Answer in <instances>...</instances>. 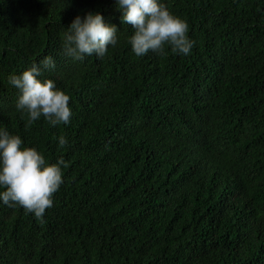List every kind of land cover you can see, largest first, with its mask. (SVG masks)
Returning a JSON list of instances; mask_svg holds the SVG:
<instances>
[{"label":"trees","instance_id":"16d2710c","mask_svg":"<svg viewBox=\"0 0 264 264\" xmlns=\"http://www.w3.org/2000/svg\"><path fill=\"white\" fill-rule=\"evenodd\" d=\"M162 2L187 56H135L114 0H0V127L65 162L42 219L0 204V264H264V0ZM88 11L118 43L74 61ZM45 56L72 117L26 128L8 78Z\"/></svg>","mask_w":264,"mask_h":264},{"label":"clouds","instance_id":"9594fccd","mask_svg":"<svg viewBox=\"0 0 264 264\" xmlns=\"http://www.w3.org/2000/svg\"><path fill=\"white\" fill-rule=\"evenodd\" d=\"M114 7L120 13L121 24L132 29L127 43L135 56L143 57L149 52L165 56L167 50L187 56L194 47L187 22L172 14L162 0H114ZM117 32L116 25L106 22L98 11H88L83 17L76 15L64 34L63 53L74 61L92 55L101 58L109 47L117 45ZM54 68V59L45 56L38 64L8 78L18 91L15 110L21 119L26 116V128L41 118L53 127L70 123L69 96L54 80L41 79L45 71ZM23 143L19 135L0 127V204L20 206L42 219L63 183L65 162L58 158L50 163L35 147L22 146ZM67 144L64 136L58 138L59 148Z\"/></svg>","mask_w":264,"mask_h":264}]
</instances>
